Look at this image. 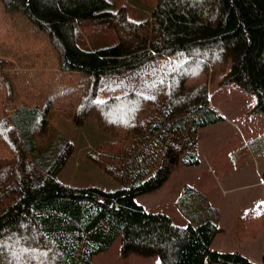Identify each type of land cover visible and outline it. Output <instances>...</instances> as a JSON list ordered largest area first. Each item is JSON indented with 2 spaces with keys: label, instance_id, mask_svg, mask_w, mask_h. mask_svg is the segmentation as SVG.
<instances>
[{
  "label": "trees",
  "instance_id": "1",
  "mask_svg": "<svg viewBox=\"0 0 264 264\" xmlns=\"http://www.w3.org/2000/svg\"><path fill=\"white\" fill-rule=\"evenodd\" d=\"M48 39L55 58L43 100L17 102V65L0 58L4 106L0 140V264H92L117 238L123 257L158 264H264L218 251L221 212L203 189L186 184L176 205L189 219L173 224L137 197L162 188L171 168L201 164L199 134L224 121L210 84L236 82L264 113V0H157L150 15L111 0H0ZM110 32V45L89 35ZM110 96L104 100L99 97ZM94 118L118 154L99 163L125 187H72L57 176L75 150L55 124ZM264 182V175H262ZM233 236L264 231V199L234 217Z\"/></svg>",
  "mask_w": 264,
  "mask_h": 264
},
{
  "label": "rangeland",
  "instance_id": "2",
  "mask_svg": "<svg viewBox=\"0 0 264 264\" xmlns=\"http://www.w3.org/2000/svg\"><path fill=\"white\" fill-rule=\"evenodd\" d=\"M112 2H127L135 9V18L150 15L157 0H111ZM110 32L90 33L92 42L110 45L114 36ZM47 36L40 32L22 14L8 16L0 3V58H8L18 67L15 74V98L17 102L43 100L45 82L51 71L55 52L48 46ZM5 91L0 82V110L4 106ZM104 94L99 100L108 98ZM210 102L219 107L227 115L226 122L208 127L201 136L213 133V139L203 149V160L206 166L197 176L182 165L176 164L163 187L167 193H148L137 197L147 210L153 213L168 215L173 224L187 225L190 221L176 205L175 196L185 183H190L204 190L210 199L223 196L219 201L222 211L221 227L224 229L219 235L223 251H243V255L257 258L264 250V231L256 240H237L233 236L234 217L237 208L251 204L252 191L250 189L237 191V198L224 199V179L230 176L232 182L241 183L245 176L247 182H260L264 172V113L254 110L256 97L243 89L238 83L231 82L221 85V79H215L209 87ZM2 116L0 115V118ZM55 128L70 142L75 150L69 157L65 167L57 178L72 187H98L105 191H114L125 187L122 182L114 179L99 163L107 164L108 157L118 154L109 144L110 138L101 132L97 121L88 118L83 125H76L71 119L61 118ZM106 155V156H105ZM0 157H12L5 144L0 140ZM99 162V163H98ZM192 170V169H190ZM162 187V188H163ZM160 188V189H162ZM159 189V190H160ZM264 198V187H260ZM234 193V194H236ZM232 202L227 206V203ZM250 207V206H249ZM237 210V211H236ZM258 240V241H257ZM235 249V250H234ZM159 257H141L130 255L123 257L120 251V239L105 251L95 255L92 264H158Z\"/></svg>",
  "mask_w": 264,
  "mask_h": 264
},
{
  "label": "crops",
  "instance_id": "3",
  "mask_svg": "<svg viewBox=\"0 0 264 264\" xmlns=\"http://www.w3.org/2000/svg\"><path fill=\"white\" fill-rule=\"evenodd\" d=\"M211 106H213L214 108H216L223 116H224V121H222L221 123H224L226 122V120L228 119L227 115L224 113V111L222 109H220L219 107H216L213 103H211ZM221 123H218V124H221ZM217 124V125H218ZM210 127V126H209ZM208 129V127L206 128H203L201 131H200V134H199V151H200V154H201V157L203 156V149H205V147H207L210 143L209 141L213 139V133L211 134H208L207 136H201L202 135V131ZM206 164H205V159L203 160V157H202V160H201V164L197 167H191L189 168V171L191 172H194L195 174H197V176L202 172V168L205 167ZM192 169V170H190ZM262 174L264 175V172H262ZM234 176H230V177H226L224 179V193H225V197L224 199L226 198H229L230 199V196L233 195H238V193H236L237 191H240L241 188H244L241 190V192H243V190H246V189H250L252 191V197H251V204L252 205H249L250 207H252L253 205H255L257 202L263 200V194H261L260 192V187H264V182L262 180V177L261 178V181L260 182H247V176L244 177L243 180H241L242 182L241 183H234L232 182V178ZM186 184H190V183H185L184 185ZM183 185V186H184ZM182 186V188H183ZM166 187H163L162 189L158 190L157 192H155V194H158L160 196L161 193H167V189H165ZM181 188V189H182ZM246 188V189H245ZM181 189L179 190L178 194L174 197L175 198V202L177 200V198L179 197L180 195V192H181ZM236 193V194H234ZM223 198V196L219 195V196H216L214 199H210L211 200V203L212 205L219 209L220 212H221V220H222V211H221V206L218 204L219 201ZM232 198H237V196H232ZM223 200V199H222ZM232 202H229L227 203V206L231 205ZM249 206L247 205H244L242 208H237V210H241V209H245V208H250ZM236 210V211H237ZM238 210V211H239ZM220 225H221V222H220ZM223 229V228H222ZM224 230V229H223ZM223 233V232H222ZM221 233V234H222ZM220 235V234H219ZM219 235L217 236V238L213 241L212 243V248L215 249V250H218V251H223L224 248H226L225 246H223L222 242H221V239L219 238ZM264 235V233H263ZM263 236H261L260 238H262ZM258 241V240H257ZM235 250V249H234ZM234 252V251H232ZM240 253H243V251H239ZM264 250L259 254V256L257 258H252V257H249L247 256L251 261L255 262V263H260L261 262V259H262V254H263ZM244 254V253H243Z\"/></svg>",
  "mask_w": 264,
  "mask_h": 264
}]
</instances>
